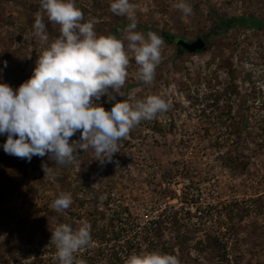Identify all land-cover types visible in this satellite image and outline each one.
Returning a JSON list of instances; mask_svg holds the SVG:
<instances>
[{"label":"rangeland","instance_id":"obj_1","mask_svg":"<svg viewBox=\"0 0 264 264\" xmlns=\"http://www.w3.org/2000/svg\"><path fill=\"white\" fill-rule=\"evenodd\" d=\"M112 2L75 0L76 7L84 13L81 22H94L98 37H107L122 27L113 35L124 41L130 60L122 89L124 96L113 92L114 101L109 102L105 95L94 102L110 111L118 101L135 103L150 95H159L170 104L168 111L153 118L163 126V131H153L142 120L119 141L120 152L113 155V162L104 165L95 159L91 147L86 151L78 149L76 162L66 166L56 165L47 155L34 156L30 162L21 158L24 168L20 177L13 181L12 193L0 200V264H49L56 258L57 249L43 235L38 220L45 212L55 210L51 205L60 193H70L73 203L66 210L55 211L74 230L84 223L89 225L102 212L110 218L114 210H119L117 206L129 207L135 216L146 219L151 206L168 203L191 208L196 213L195 223L203 220L204 225L198 230L200 237L205 232H226L229 223L225 207L237 202L238 212L231 223L234 227L226 236L230 253L238 255L240 264H264V151L255 152L252 143L249 147L255 153L242 146L240 152L250 156L247 170L234 171L224 166L221 157L230 148L226 143L230 131L225 127L218 129L215 118L219 112L207 106L210 103L208 83L221 90L229 80L224 70L218 68L220 58L229 57L239 74L236 84L240 95L235 101L249 92L250 81L246 80L249 73L251 82L260 88L261 97L257 102L248 99L251 111L247 115H259L256 108L264 103V27L238 25L221 36H211V49L201 53L178 54L176 43L165 42L160 49L161 62L154 81L146 84L138 78L134 54L124 40L131 21L126 15L113 14ZM179 2L130 0L135 5V31L147 38L149 31L145 28H152L194 42L210 33L211 11L226 18L253 17L264 24V0H183L193 7L190 15L173 7ZM36 3L37 0L0 2V83L10 87L19 76L27 80L32 76L39 55L60 33L55 23L51 22L52 30L46 27L47 16L43 14L48 41L33 35L36 15L41 13V9H34ZM214 72L218 81L214 79ZM239 112L235 107L233 114ZM80 136L78 131L69 142L79 141ZM234 138L231 135L229 139ZM6 139V134L0 135V162L14 157L3 150ZM42 164H47L53 172L45 175ZM163 190H168L165 198L161 196ZM209 206L211 214L207 215ZM56 218L51 222L54 227L62 224Z\"/></svg>","mask_w":264,"mask_h":264},{"label":"clouds","instance_id":"obj_2","mask_svg":"<svg viewBox=\"0 0 264 264\" xmlns=\"http://www.w3.org/2000/svg\"><path fill=\"white\" fill-rule=\"evenodd\" d=\"M185 15L193 7L181 0L173 5ZM113 14L127 16L131 21L125 30L127 49L134 54L137 76L152 84L161 62V47L165 40L154 32L135 31V5L130 0H113ZM43 14L59 25L60 35L36 61L32 76L13 90L0 83V135L6 134L5 153L31 161L34 156L45 157L58 166L74 164L78 149H94L101 165L113 162L119 151V141L142 120H151L169 110L170 104L159 95L129 103H114L110 111L95 103L102 96L114 101L122 91L128 76L130 60L124 41L115 36H97L94 22H84V13L75 0H41V13L36 15L34 36L47 42ZM7 67V61H4ZM109 89L113 91L110 92ZM81 131L79 141L70 138ZM18 137V138H14ZM118 165V162H116ZM45 175L53 169L42 164ZM73 203L70 193H60L51 207L63 211ZM59 264H84L74 256L92 242L90 225L84 223L74 230L61 224L51 231ZM126 264H180L175 255L158 251L131 254Z\"/></svg>","mask_w":264,"mask_h":264},{"label":"trees","instance_id":"obj_3","mask_svg":"<svg viewBox=\"0 0 264 264\" xmlns=\"http://www.w3.org/2000/svg\"><path fill=\"white\" fill-rule=\"evenodd\" d=\"M34 7V9H41V0H37ZM214 15V12L211 11L210 19L213 26L210 33L202 37L208 45L206 51L212 47V43L209 41L211 36H221L238 25L244 28L262 29L264 27L260 20L253 17L226 18ZM45 23L48 29H53L52 23L47 17ZM121 29L122 27L114 29L113 33L119 32ZM145 30L162 36L167 44H177V41L181 40L161 30L152 28H145ZM113 33H110L109 36H114ZM59 35L60 33L57 34L58 37ZM177 48L178 54L186 52L178 45ZM218 68L224 70L229 80L221 90H216L212 84L208 83L210 103L207 106L219 112L215 118L218 129L225 127L227 132L230 131L226 140L230 148L221 157L223 165L231 170L243 172L250 166V156L240 152L242 146L251 153L264 151V103L256 108L259 111L258 116L253 113L247 115L251 111V107L247 104L248 99L252 98L254 102H257V99L261 97L259 95L260 88L257 89L251 82V75L248 73L246 80L250 81L249 92L236 102L235 97L240 95L236 84L239 77L237 67L232 58L221 57ZM213 76L218 81L219 77L216 72L213 73ZM26 80L25 76H19L12 86L13 90L18 89ZM235 107L240 110L237 115L233 114ZM252 119H254L253 123H251ZM146 121L153 131L159 133L163 131V126L158 121L154 119ZM231 135L235 137L232 141L229 139ZM218 143L220 144L219 141ZM251 143L255 145V152H252L249 147ZM23 168V161L15 156L0 162V200H5L12 193L13 181L19 179ZM167 191L163 190L164 193H161V196L165 198ZM259 200L262 199L259 198ZM105 205L109 206L107 203ZM232 205L225 207L227 211L224 213L229 223L226 232L221 231L216 234L205 232L201 237L198 236V230H201L204 222L203 220L199 223L193 222L196 213H193L191 208L176 207L168 203L164 206L154 204L150 208L149 216L142 219L135 216L129 207L117 206L119 210H114V214L110 218L106 216V212H102L99 214V218L90 220L92 242L89 246L74 253V256L77 260L84 261V264H126L127 258L133 253L158 251L175 255L180 264H202L203 261L214 262L213 264H240L238 255L234 256L230 253L228 238H226L230 228L234 227L231 223L238 212L237 202ZM211 208L210 206L207 208L206 211L209 212L207 215L211 214ZM59 214L55 210H50L38 220L39 227L45 237L51 239V231L57 227L52 226L51 222L56 221V217L64 224V220ZM71 215L74 216V214ZM72 223L70 224L72 225ZM49 264H59V261L55 258Z\"/></svg>","mask_w":264,"mask_h":264},{"label":"water","instance_id":"obj_4","mask_svg":"<svg viewBox=\"0 0 264 264\" xmlns=\"http://www.w3.org/2000/svg\"><path fill=\"white\" fill-rule=\"evenodd\" d=\"M177 45L184 49L188 53L204 52L207 49V43L203 38H198L194 42H188L185 40H178Z\"/></svg>","mask_w":264,"mask_h":264}]
</instances>
